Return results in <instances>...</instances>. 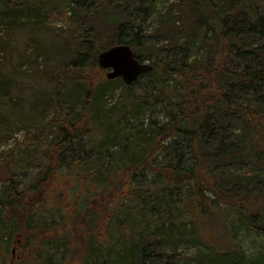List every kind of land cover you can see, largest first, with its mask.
Returning a JSON list of instances; mask_svg holds the SVG:
<instances>
[{"label":"rangeland","instance_id":"374dc122","mask_svg":"<svg viewBox=\"0 0 264 264\" xmlns=\"http://www.w3.org/2000/svg\"><path fill=\"white\" fill-rule=\"evenodd\" d=\"M210 3L215 4V0H113L110 4L105 0H0V161L15 157L16 186L24 188L43 167V156L57 137L52 116L67 113L79 116L85 112L81 100L84 97L68 110V105L75 102L65 104L59 84L38 75H71L70 62L80 54H87V45L95 42L96 37L101 38L120 25L132 26L135 31L140 28L141 45L132 51L142 63L172 64L188 57L193 64L217 65L220 59L213 53L204 29L190 37L175 34L186 27L185 8L194 4L207 17ZM245 11L252 18L264 16V0H248ZM222 15L208 20L217 33ZM239 45L248 49L263 46L264 38L246 37ZM224 57L219 65L223 77L227 71L242 69L243 60L231 56L224 60ZM100 72L93 73L95 82L99 83L96 86H103L94 104L93 137L75 145L64 156V161L74 163L79 157L91 156L86 168L100 170L102 177L109 165H114L110 166L111 171L124 165L137 166L134 172L125 173L124 181L134 176L135 187L143 184L142 189H150V194L158 197V211L162 213L163 205L171 207L172 204L171 213L157 216L156 210L150 207L153 196L146 199L149 205L130 212L120 203L121 209L117 207L113 215H106L104 200H98L91 210L94 224L85 227L82 213L75 210L77 203L71 204L73 191H70L79 188L77 182H73L77 166L71 165V173L65 170L67 164H62L45 194V208L32 216L24 228L4 216L0 207V264H103L105 261V264H130L131 256L126 250L131 247V238L141 231L146 236L153 234L159 240H166L161 250L177 264H264L257 263L258 259L264 260V234L249 228L247 217L236 207L223 203L215 222L179 215V192L168 196L170 188L164 187L161 175L146 166L139 168L143 163V149L134 145L132 128L138 135L141 130L142 135L147 136V129L165 124L177 115L176 98L169 96L173 82H162L153 75L139 78L128 88L118 84L104 87L107 71ZM150 81L165 92V98L159 96ZM145 94H152L157 100L132 99ZM132 102L136 104L130 106ZM216 118L224 123L229 135L235 133L231 137L236 136L239 149L224 162L211 164L212 181L227 194L238 181L246 183L256 197L254 212L264 227V167L256 163L257 153L264 158V144L260 151L250 132L240 123L232 119L224 122L218 114ZM189 125L192 127L191 123ZM126 147L129 149L124 153ZM149 150L155 167L167 160L157 147L146 149ZM0 171L5 174L4 170ZM117 198L121 201L119 193L107 204ZM56 202L60 204L57 213L52 208ZM130 202L126 206L136 205L133 199ZM61 218L66 222L61 225L69 230L67 247L56 241L57 235L62 233L58 226ZM120 221L124 223L122 235ZM88 223H91L90 218ZM93 235L89 250L91 240L87 237ZM43 243L44 252H41Z\"/></svg>","mask_w":264,"mask_h":264},{"label":"trees","instance_id":"16d2710c","mask_svg":"<svg viewBox=\"0 0 264 264\" xmlns=\"http://www.w3.org/2000/svg\"><path fill=\"white\" fill-rule=\"evenodd\" d=\"M112 1L105 0L107 4ZM247 1L215 0V4L210 3L207 8L209 11L207 17V14L200 11L194 4L184 9L188 20L186 27L176 31L175 34L178 36L187 34L186 36L190 37L204 29L205 38L211 43V49L220 61H217V65H198L190 63L188 57H184L180 62L172 64L157 62L151 65L152 70L139 78L144 76L150 78L157 75L162 82L172 81L173 87L169 90L171 92L169 96L176 98L174 105L177 115L174 114L165 124L154 125L155 128L152 130L147 129V136L145 133L142 135L141 130L138 135L135 128H132L131 134L134 138V145L143 149L141 150L143 163L139 168L146 166L159 176L161 175L164 187L170 188L168 196L173 197L172 193L179 192L178 202H181L180 207H177L179 215H190L196 220L208 218L215 222L219 217L221 205L226 202V204L236 207L238 212L247 217L249 228L259 234H264V227H261L258 215L254 212L257 200L252 194V189L246 183L242 184L238 181L237 186L226 191L229 194L223 193L214 185L212 181L214 179L210 173L212 163L215 161L224 162L225 158L235 156L239 149V145L235 141L236 136L234 139L231 137L235 133L229 135L226 126H223L224 123L218 118L215 119L217 114L222 117L224 122L232 119L240 123L246 131L250 132L256 148L260 151L264 144V45H257L250 49L239 45V41L246 37L264 38V16L249 17L245 11ZM220 13L223 15L220 21V32L217 33L208 20L218 17ZM139 30L135 31L132 26L120 25L101 38L96 37L95 42H90L87 45V54H80L70 62L71 75L62 76L47 73L38 75V78L48 79L52 84H59L65 104L75 102L68 105L70 106L67 107L68 110L72 109L71 107H74L81 97H84L81 100H83L85 112L79 116L73 113L52 116L51 122L57 137L43 156V167L34 173L24 188L19 189L16 186L13 173L17 164L15 157L8 156L7 160L0 161V170L5 171L4 175L0 171V182H3L0 187V207L1 212L4 216L7 215L10 221L15 220L24 228L25 224L33 218L32 216L45 208L47 204L45 194L52 182L56 180L58 166L62 164H67L68 168L65 170L71 173L73 172L71 165L77 166L74 173L76 178H73V182H77L79 188L70 191L71 193L73 191L71 204L77 203L75 210L82 213L85 227L94 224L95 219H91V217L95 218V216L91 210L97 205L98 200H104L106 215H113L117 207L121 209L118 206L120 203L130 212L131 209H143L144 206L149 205L146 204V199L153 196L150 207L156 210L157 216L171 213L172 204L171 207L163 205L162 213H160L158 197L150 194V189H142L144 188L143 184L141 187H135L134 176L124 181L125 173L128 170L134 172L137 166L124 165L122 168L118 167L117 170L111 171L110 166L114 165H109L105 167V174L102 177L100 170L86 168L92 159L91 156L79 157L74 163L64 161V156L75 145L83 140L91 139L94 134V117L96 118L93 113L94 104H96L95 101L99 93L103 90V86H96L99 83H96L93 77L94 72L101 73L97 64L98 55L119 44H127L131 49L137 50L141 45ZM226 56L241 59L244 61V65L241 70L227 71L223 77L220 74L219 65H221L223 57L224 60L226 59ZM34 78L37 79V75ZM137 80L131 85H134ZM122 83L120 79H116L105 80L103 84L104 87L106 84H118L125 88L130 86ZM150 84L152 85L153 82L150 81ZM152 86L160 93L159 96L165 98V92L154 85ZM143 98L157 100L156 96L152 94L132 97L134 101L143 100ZM135 104L132 102L130 106ZM185 123L188 126H184ZM189 123L192 124V127ZM155 147L160 149L161 154L167 158L164 162L158 163L160 166L157 167L152 163V157L149 154L151 150L146 151V149ZM128 149L129 147L124 148V153ZM94 159L100 162L99 159L95 157ZM256 159V163L260 167H264L263 156L257 153ZM101 180L103 181L101 182ZM258 184L260 183L258 182ZM240 192L243 194L239 195ZM116 193H119L121 201H118L117 198L107 204L108 200ZM131 199L136 205L126 206L131 203ZM59 205L57 202L53 203L52 208L55 213L60 212ZM89 218L91 223H88ZM62 219L64 218H61L58 223L62 233L57 235L56 241L67 247L69 230L65 225H61V222L66 224ZM120 222L119 231L122 235L125 233L123 231L124 223ZM125 223L127 222L125 221ZM135 236L131 238V247L126 250L131 256L130 264H177L174 258L165 256L161 250L166 240H159L153 234L146 236L142 231ZM87 239L91 240L87 247L91 250L90 246L94 241V235L88 236ZM44 246L45 243L40 248L41 252ZM262 262L264 260H257V263Z\"/></svg>","mask_w":264,"mask_h":264},{"label":"water","instance_id":"95a60500","mask_svg":"<svg viewBox=\"0 0 264 264\" xmlns=\"http://www.w3.org/2000/svg\"><path fill=\"white\" fill-rule=\"evenodd\" d=\"M98 67L106 70L108 80L121 79L125 85L133 84L141 75L152 70V66L140 62L127 44H119L101 52Z\"/></svg>","mask_w":264,"mask_h":264}]
</instances>
